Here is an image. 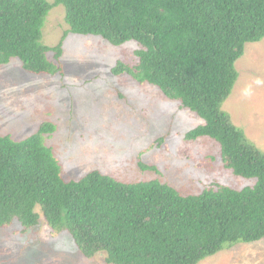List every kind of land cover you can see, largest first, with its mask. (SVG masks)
<instances>
[{
    "label": "trees",
    "instance_id": "16d2710c",
    "mask_svg": "<svg viewBox=\"0 0 264 264\" xmlns=\"http://www.w3.org/2000/svg\"><path fill=\"white\" fill-rule=\"evenodd\" d=\"M57 6L64 7L69 30L50 47L43 30ZM70 33L113 46L136 42L138 63L117 62L112 74L180 101L204 121L186 140H213L226 168L255 183L185 196L159 180L124 183L99 170L67 181L45 144L57 127L44 122L24 140L0 134V228L17 222L27 233L43 218L54 233L71 236L85 257L105 254L107 264H199L226 246L263 240L264 154L223 105L246 45L264 39V0H0V67L18 59L31 74L61 73Z\"/></svg>",
    "mask_w": 264,
    "mask_h": 264
},
{
    "label": "rangeland",
    "instance_id": "374dc122",
    "mask_svg": "<svg viewBox=\"0 0 264 264\" xmlns=\"http://www.w3.org/2000/svg\"><path fill=\"white\" fill-rule=\"evenodd\" d=\"M53 2L54 0H48ZM63 6L49 13L43 42L57 46L69 30ZM136 42L113 46L99 36L70 33L58 64L62 74H31L18 59L0 67V134L24 140L44 122L56 125L45 144L63 178L79 180L92 170L124 182L159 180L182 195L226 185L240 190L255 180L237 177L211 139L185 135L204 123L159 88L116 76L117 62L138 63ZM48 58L55 61L54 53ZM239 79L223 105L235 126L264 154V39L246 45L236 64ZM142 162L157 171H143ZM39 210V209H37ZM0 264H107L105 254L85 257L67 233L41 224L27 233L14 222L0 228ZM199 264H264V239L226 246Z\"/></svg>",
    "mask_w": 264,
    "mask_h": 264
}]
</instances>
